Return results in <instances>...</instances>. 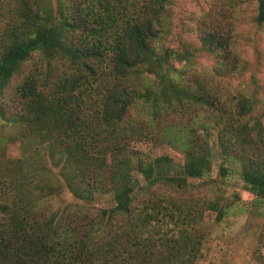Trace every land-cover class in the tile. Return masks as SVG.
Segmentation results:
<instances>
[{"label":"trees","instance_id":"obj_1","mask_svg":"<svg viewBox=\"0 0 264 264\" xmlns=\"http://www.w3.org/2000/svg\"><path fill=\"white\" fill-rule=\"evenodd\" d=\"M171 3H0V99L21 75L13 92L24 110L11 115L0 100V125L19 127L16 137L27 149L35 137V147L57 150L59 173L76 196L93 194L83 179L89 169L107 172L112 192L110 205L96 215L79 202L60 210L43 203L60 180L41 159L3 158L0 264H195L205 234L200 207L214 211L216 220L225 209L217 199L200 205L187 194V180L208 173L216 153L222 158L221 175L232 170L225 164L234 163L245 188L264 199V145L256 141L247 152L244 144L248 131L261 124L264 94L256 84L235 97L209 87L215 84L213 76L241 68L236 57L221 72L206 73L212 82L198 79L186 85L189 73L172 65L187 63L191 52L154 44L165 32ZM255 3L253 20L262 25L264 0ZM211 44L224 48L215 32L203 39L206 49H212ZM35 54L45 66L24 73L23 66ZM63 64L53 82L55 66ZM147 138L154 139L158 149L181 152L182 161L167 152L142 151L140 143ZM105 156L108 164H96ZM161 189L167 196H161ZM154 222L172 232L152 239L149 227Z\"/></svg>","mask_w":264,"mask_h":264},{"label":"rangeland","instance_id":"obj_2","mask_svg":"<svg viewBox=\"0 0 264 264\" xmlns=\"http://www.w3.org/2000/svg\"><path fill=\"white\" fill-rule=\"evenodd\" d=\"M14 1L17 2V0ZM145 1L135 0L136 3ZM172 2L165 19V32L162 33L160 39L154 40V44L160 48L161 46L170 47L178 51L187 47L191 52L187 63L175 61L172 65V68L184 67L182 72L189 73L188 78L185 79L186 85L195 83V80L198 79L200 82H212L206 73L221 72L224 65L230 66L237 59L236 64L241 68L225 76H213L215 84H210L209 87L214 89L213 87L218 86L219 90L222 89L230 96L235 97L242 89H251L256 84L261 89V94H264V24L257 25L253 20L256 13L255 0H172ZM208 32L217 33L218 38L224 42V48L217 49L215 44H211L212 49H206L203 39ZM64 65L55 66L53 82L57 79V73L61 67L65 69L66 65ZM42 66L44 67L45 63L35 54L23 66V72H31L35 67L41 69ZM198 74L199 76H197ZM20 79L21 75L15 76L10 85L4 89L0 99L3 107H7L11 115L17 111L19 114L24 113L17 95L15 98L13 92ZM6 115L7 117L1 116L3 121H7L9 114ZM259 117L261 124L255 130L250 129L248 135L244 137L247 152L250 151V146L256 144V141H259L261 146L264 145V115ZM175 119L179 120L177 117ZM181 120L182 125L185 124L182 118ZM253 122L254 120H251L248 126L250 127ZM16 128L19 129V127L0 125V161L3 158L23 157L35 161L42 160L60 180V187L50 196L46 195L43 203L62 210L65 206L71 208L79 202L78 204L88 208L90 215H96L101 209L110 205L112 192L108 178L104 176L107 172L102 174L100 170L92 171L88 168L83 179L93 189V194L80 198L75 195L59 173L60 166L56 165L59 160L57 150L54 148L52 151L47 150L42 146L44 144L35 147V137L32 138L34 143L31 147L28 149L23 147L21 140L16 137ZM197 131L195 129L194 134ZM25 142L27 143V140ZM133 144L137 143L133 142ZM140 144H142V151L152 154L156 151L158 153L167 152L177 162L182 161L181 152L172 151L165 146L158 149L154 139H144ZM100 161L109 163L107 156L99 158L96 164ZM222 164L221 156L216 153L208 173L201 178H188L187 180L189 184L187 194L192 193L200 205L203 204V200L217 199L225 209L223 218L216 220L214 211L200 207L204 219L205 234L200 255L195 260V264H264V199H256L255 195L245 188L240 176L235 172L237 167L234 163L225 164L232 170L226 177L221 175L219 169ZM132 173L138 177L135 170ZM99 177L102 178L100 182L96 180ZM163 192L165 191L161 189L159 192L161 196H167ZM171 198L180 200L177 196ZM139 199L141 198L139 197ZM140 209L141 206L138 210L140 211ZM162 217L169 220L170 223L169 216L164 214ZM198 227H201V224H198ZM168 229L164 223L154 222L149 227V232L152 239L157 240L161 238V236L159 237L161 232L162 235L165 232L167 234L172 232ZM157 255L155 252L153 256Z\"/></svg>","mask_w":264,"mask_h":264}]
</instances>
